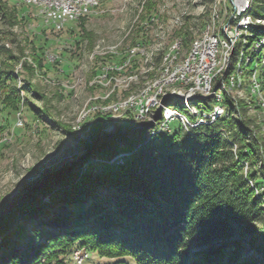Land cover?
Returning <instances> with one entry per match:
<instances>
[{
	"label": "trees",
	"instance_id": "1",
	"mask_svg": "<svg viewBox=\"0 0 264 264\" xmlns=\"http://www.w3.org/2000/svg\"><path fill=\"white\" fill-rule=\"evenodd\" d=\"M151 3L145 2L133 43L143 42V23L157 17ZM250 14L264 18V0H253ZM0 18L13 27L20 17L14 5L0 0ZM250 30L254 37L264 35L263 25ZM178 32L188 44L189 28ZM34 56L29 63L0 45L1 102L11 113L23 111L20 90L36 94L37 85L29 76L16 85L20 59L21 70L31 76L39 68L47 74L58 64L48 60L46 67L42 52ZM125 57L107 55L113 66L106 75H116ZM160 58L155 56V61ZM133 89L130 84L125 95ZM115 99L113 92L99 101ZM206 100L201 102L206 103L207 115L193 118L195 126L189 132L180 126L171 136L165 130L150 135L148 122L137 125L136 118L143 116L138 113L135 118L131 108L118 111L117 120L116 113L92 111L84 121L95 124L91 136L96 147L89 157L0 213V264H68L75 248L95 252L103 259L97 264H130L129 259L136 264H264V205L248 179L256 186L264 180L253 168L243 172L245 162L252 166L264 156V137L253 135L248 118L220 117ZM192 101L178 106L179 111L200 102ZM49 112L50 118L56 116ZM240 112L243 115L244 109ZM207 119L212 122L203 124ZM110 124L115 131L101 139ZM60 126L72 134L71 127ZM220 128H227L230 139ZM120 153V162H109Z\"/></svg>",
	"mask_w": 264,
	"mask_h": 264
},
{
	"label": "rangeland",
	"instance_id": "2",
	"mask_svg": "<svg viewBox=\"0 0 264 264\" xmlns=\"http://www.w3.org/2000/svg\"><path fill=\"white\" fill-rule=\"evenodd\" d=\"M7 1L9 5L16 7L20 18L13 27H9L7 22L0 18V45L4 44L13 49L15 54L21 55V58L29 63L35 61L32 58L35 52H42L46 58V67L48 60H57L58 64L50 66L51 70L47 71V74L39 68L38 72L35 71L31 76L26 70H21L20 59L15 67V73L18 72L16 85L20 87L23 79L28 76L29 80L37 85L34 89L36 94L31 90H20L19 104L20 109H23L21 113H11L4 107L0 89V213L8 202L25 189V185L41 179L45 171L54 172L66 166L75 167L89 157L92 150L87 149L84 142L91 140L95 124L92 121L85 124L84 121L102 104L99 100H103L110 93L115 92L118 101L100 107L102 111H117L129 107L139 99V104H146L143 108L147 105L149 108L148 114L142 118H146L150 123H157L161 119L154 120L158 108L161 107V115L163 112V103L156 102L161 96L158 99L153 97L152 103H147L148 95L156 92L157 86L153 83L163 75L164 63L169 64V61L165 60L169 47H172L173 43L179 45L172 63L176 68L183 62L182 59L189 54L193 55V44L203 42L204 36L210 35L212 24L219 28L223 22L228 21L232 12L230 0H151L157 10V17H154L151 23H143V42L135 46L133 41L138 35L136 30L142 22L140 18L147 0H101L96 9L84 15L86 18L82 22L80 18L84 17L83 15L65 22L61 29L53 28V25L45 20L47 16L38 4L25 0ZM257 25L264 26V23L261 21ZM184 26L191 31V39L186 45L183 44L184 35L178 32ZM248 33L252 36L251 30ZM259 37L260 35L253 38L245 34L233 35L230 37L232 45L220 43L217 46L218 53L229 56V60L222 78L217 77L212 81L216 86L215 90L221 93L220 102L213 100L219 94H209L206 101L214 107L213 110L218 112L220 117H229L232 114L241 120L248 118L253 135L256 133L264 137V103L259 102L261 100L258 96L251 93V82L254 79L260 81L264 77V65L262 67L254 58L249 68H255L253 76L252 72L244 68L246 60L242 54L245 49L252 55ZM221 39L225 40V37ZM41 46L43 51L39 50ZM259 54L264 55V47ZM107 55H126L123 64L117 66L119 72L116 75H106V70L113 66L107 62ZM158 55L161 58L157 63L155 56ZM134 64L137 66L130 69ZM99 67H102V71ZM176 70L179 72L178 67ZM176 83L166 88L170 92L169 95L175 87L176 91L181 89ZM130 84H134L135 89L126 97L124 92ZM201 100L203 99H199L200 102L194 103L192 107L183 109L185 114L179 111L184 115L185 121L194 122V119L199 120L207 115L208 111L204 108L206 103ZM192 102L171 99L170 103L179 110L178 106H189ZM229 104L232 106L231 111L228 110ZM140 108L135 109L137 115ZM241 108L244 109L243 115ZM48 111L56 116L50 118ZM119 115L120 112H117L113 116L114 120H117ZM211 122V119H207L203 124ZM61 123L71 127L72 134L64 130L60 126ZM168 125L169 131L165 130L168 136L180 126L186 132L191 128L178 118L170 120ZM113 129L114 124L105 127V130ZM220 129L221 134L230 139L227 128ZM150 135L155 134L150 131ZM233 147L235 149L236 146ZM122 154H117L109 162L114 159L120 162ZM256 163L249 166L248 162H245L243 172L246 174L248 168H253L256 176L264 180L262 154ZM260 165L263 167L260 168ZM248 185L252 188L254 196L264 205V182L256 186L248 179ZM40 240H43V236ZM87 252L81 248L73 249L68 264H75L74 261L82 256L84 258L81 264L103 260L95 252ZM247 252L249 248L245 247L243 254ZM257 258L263 261V258ZM129 262L136 264L131 259Z\"/></svg>",
	"mask_w": 264,
	"mask_h": 264
},
{
	"label": "bare ground",
	"instance_id": "3",
	"mask_svg": "<svg viewBox=\"0 0 264 264\" xmlns=\"http://www.w3.org/2000/svg\"><path fill=\"white\" fill-rule=\"evenodd\" d=\"M25 1H27L28 3L38 4L41 7V11H43L47 16L45 19L46 21H49V17L51 15L53 17H62V22L60 23L59 27L56 28V29H61L63 25L65 24V22L69 20H75L82 15L84 16L92 12L94 9L98 7L101 0H25ZM252 2H253L252 0H244V2L242 3V6H239V8L237 9H234V3H231L232 12H231V16L228 19V21L223 22L219 28H215L214 24H212V28L214 31L212 30L210 35H205L203 38L204 39L203 42L200 41L198 44L196 43L193 44L192 46L195 45L193 48V55L189 54L186 58L182 59L183 62L181 61L180 64L177 66L179 72H181V76H174L175 73H178V71L176 70L177 67L175 68L172 66L173 59L176 57L175 52H177L179 45L178 43H173L172 47L171 46L169 47V53L165 57V60L169 61L168 62L169 64L167 65L166 62L164 63L165 64L164 71H162L163 75L161 76L160 80L157 79V81L153 83L155 87L157 86L156 92H154L155 95L153 97H156V99H158L159 96H161L160 97L161 99L160 100L158 99L156 102L163 103L162 115H161V107H159L160 108L159 118L161 119L158 118L159 121L157 123H150V121H148L146 118L144 119L136 118V110L133 109L135 111V118L138 121L145 120L146 122H148V125H146L145 127L150 126L149 130L151 131V134H158V133L163 132L166 126V121L171 120V118L173 119L178 118L182 120L183 122H185V125H189L191 127L195 126L193 122H188L187 120L185 121L184 115L179 113V110H177L175 106L171 105L170 103L171 99H173V101H178V100L192 101L196 99H207L209 94L216 95V96L219 94L217 96L218 98L216 97L213 99L214 101H219L221 99L220 97L221 93H218L215 90L216 86L213 85L212 81L217 77L222 78V75H224V72H225L223 70L227 66L229 56L223 55L222 53H218L216 49L220 43H221L220 45H225V44L232 45L231 44L232 40L230 39V37H232L233 35L245 34V35L252 37L253 35L252 36L249 35L248 31H250L252 27H255L261 21L264 23V19L254 18L250 14ZM64 5H70L74 7V9L62 8ZM242 19H246V21L241 23ZM231 21H233V23H231ZM208 28L210 29V27ZM202 35H204V33ZM223 37H225V40L221 39ZM226 40L228 41L226 42ZM208 46H210V51L214 52L215 62H214V66H210L205 71L203 80H201L200 71H201V67L203 64L202 54H208ZM263 47H264V35L261 34L255 43L252 55H249L245 49H243L242 51V54L246 60L244 68H246L248 72H252L253 76H255V70H254L255 68H253V70L249 69L252 60L256 58L257 60L256 62L261 63L262 67L264 65V55L259 54ZM218 57H219V60H218ZM181 68L183 69L181 70ZM175 82H177L176 83L177 86L180 87L181 89L176 91L175 88L177 87L174 86L175 88L171 92L172 95L171 94L169 95L170 92H168L166 88L170 87L171 84H175ZM251 83H252L251 93H253V95L258 96L257 98L261 100L259 102L264 103V89H263L264 77L261 78L260 81H258L257 79L256 80L254 79ZM205 86H209L210 88H212V90H209L205 94ZM163 88L165 89V91H162ZM165 97H169V98L163 101ZM116 101H118V99L112 100L106 104H101L99 105V108H96V110L99 109L101 112L117 113L118 111L122 109H119L117 111H102L100 109V107L107 106ZM143 107L144 106L141 105V108L139 109V113L142 116L143 115L146 116L148 114L147 111L149 110L148 105L146 108H143ZM158 119H155V116H154V120H158ZM82 258H84V256H82L81 259L77 258L74 261L75 264H81ZM93 264H96V263H93Z\"/></svg>",
	"mask_w": 264,
	"mask_h": 264
},
{
	"label": "water",
	"instance_id": "4",
	"mask_svg": "<svg viewBox=\"0 0 264 264\" xmlns=\"http://www.w3.org/2000/svg\"><path fill=\"white\" fill-rule=\"evenodd\" d=\"M169 97H165L163 99V101H165L166 99H168ZM99 110V109H98ZM100 111V110H99ZM101 112V111H100ZM106 113V112H103ZM160 117V108L157 112V114L155 115V119H158ZM144 121H138L137 125L141 126ZM115 129L113 130H105V128L102 130V135H101V139L103 138H107L108 135L112 132H114ZM92 138L91 140H89V142L85 141L84 144L86 145V148L89 150H93L96 145L93 144L92 142ZM68 167L70 166H66V167H62L54 172H50V171H45L42 178L39 180H35L34 182L28 183V185H25V189L21 190V193L18 194V196L15 199H12L10 202H8L4 208V212H7L9 210V208L11 207V205L15 204L16 202L20 201L21 199H23L24 197L28 196L29 194H31L34 190L40 188L41 186H43L46 182H48L51 178H53L54 176H56L57 174H59L61 171L66 170Z\"/></svg>",
	"mask_w": 264,
	"mask_h": 264
},
{
	"label": "built area",
	"instance_id": "5",
	"mask_svg": "<svg viewBox=\"0 0 264 264\" xmlns=\"http://www.w3.org/2000/svg\"><path fill=\"white\" fill-rule=\"evenodd\" d=\"M243 2H244V0H231V3H234V9H237V8H239V6H242ZM62 8L74 9V7H72L70 5H64ZM152 19L153 18H151V20ZM244 21H246V19H242L241 23ZM61 22H62V17H53L52 15L49 17V23H51L53 25V28H58ZM228 26H229V24H228ZM135 46H138V43H136ZM202 57H203V64H202L201 71H200L201 72V80H203L205 71L210 66H214L215 55H214V52L210 51V46H208V54H202ZM187 64H188V62H187ZM182 69L183 68H181V70ZM174 76H181V72L175 73ZM209 90H212V88H210L209 86H205V94ZM154 95H155V93L148 95V102L147 103H152V99H153ZM141 105H145V104H139V99H138V100L134 101V103H132L129 107L123 108L122 111H124L128 108L138 109L141 107ZM171 120H173V118H171ZM169 121H166V126H165L164 130H167L169 128V125H168Z\"/></svg>",
	"mask_w": 264,
	"mask_h": 264
}]
</instances>
